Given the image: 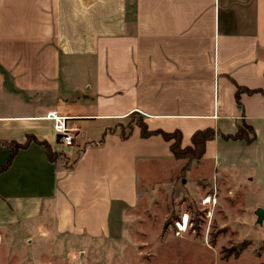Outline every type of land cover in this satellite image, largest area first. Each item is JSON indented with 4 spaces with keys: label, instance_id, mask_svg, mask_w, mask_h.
I'll return each instance as SVG.
<instances>
[{
    "label": "crops",
    "instance_id": "1",
    "mask_svg": "<svg viewBox=\"0 0 264 264\" xmlns=\"http://www.w3.org/2000/svg\"><path fill=\"white\" fill-rule=\"evenodd\" d=\"M263 70L264 0H0V141L25 144L0 172V237L19 224L80 247L133 235L123 226L149 196L148 173L182 159L159 134L113 128L132 112L178 129L183 146L214 129L199 160L264 189ZM52 111L78 129L73 145ZM240 121L251 143L221 137ZM9 154L0 144V167Z\"/></svg>",
    "mask_w": 264,
    "mask_h": 264
},
{
    "label": "rangeland",
    "instance_id": "2",
    "mask_svg": "<svg viewBox=\"0 0 264 264\" xmlns=\"http://www.w3.org/2000/svg\"><path fill=\"white\" fill-rule=\"evenodd\" d=\"M141 118L133 114L113 128L128 132ZM52 157L67 160L63 150H52ZM187 163L166 162L148 173L149 196L130 209L135 219L123 226L134 236L80 247L72 236L25 237L34 227L19 224L8 235L1 231L0 264H261L264 220L258 224L254 212L264 210V189L243 183V171L221 172L210 160ZM184 213L188 224L178 234L175 222Z\"/></svg>",
    "mask_w": 264,
    "mask_h": 264
},
{
    "label": "trees",
    "instance_id": "3",
    "mask_svg": "<svg viewBox=\"0 0 264 264\" xmlns=\"http://www.w3.org/2000/svg\"><path fill=\"white\" fill-rule=\"evenodd\" d=\"M264 74V70H263ZM242 90L241 87H237L236 94H238ZM264 93V92H263ZM133 114H138L142 118L140 119L141 124L138 126L139 133L141 137H148L151 135H160L165 141L169 143V150L175 159L186 160L188 163L192 160H199L204 153L206 141L212 139L216 132L212 128H207L203 130H196L190 136V142L187 145L181 144V132L178 129L173 131H163V130H150L148 129L146 123L144 122L143 116L138 112H132L128 115L131 116ZM134 127H131L128 132H123L120 130V134L124 136L127 133H130ZM224 139H242L246 143H251L255 138V133L251 126L247 125L244 121H240L237 125V130L234 134L223 135L220 134ZM33 139L31 136H27V140ZM45 147V154L49 160H57L58 158L52 157V149L46 142H42ZM0 144L4 147H8L10 149L9 157L4 165L0 167V172L4 170L9 164L14 156V154L22 148L24 145L18 144L14 141H0ZM187 163V164H188ZM186 170V166H183L181 172Z\"/></svg>",
    "mask_w": 264,
    "mask_h": 264
},
{
    "label": "built area",
    "instance_id": "4",
    "mask_svg": "<svg viewBox=\"0 0 264 264\" xmlns=\"http://www.w3.org/2000/svg\"><path fill=\"white\" fill-rule=\"evenodd\" d=\"M45 117L53 122V129L57 135L58 141L63 146H71L74 144V140L78 136V129L71 124L70 118L65 115L57 114L56 112H48ZM209 197V196H208ZM207 198V197H205ZM204 199H202L203 201ZM186 213L182 214L180 220L175 222L177 226V233L182 232L180 230V226L178 225L180 222L184 223V217ZM186 223L188 224V217L186 219Z\"/></svg>",
    "mask_w": 264,
    "mask_h": 264
},
{
    "label": "water",
    "instance_id": "5",
    "mask_svg": "<svg viewBox=\"0 0 264 264\" xmlns=\"http://www.w3.org/2000/svg\"><path fill=\"white\" fill-rule=\"evenodd\" d=\"M255 215H256V222L258 224H261L264 219V210L260 207L255 209Z\"/></svg>",
    "mask_w": 264,
    "mask_h": 264
},
{
    "label": "bare ground",
    "instance_id": "6",
    "mask_svg": "<svg viewBox=\"0 0 264 264\" xmlns=\"http://www.w3.org/2000/svg\"><path fill=\"white\" fill-rule=\"evenodd\" d=\"M205 199H206V198H205ZM209 201H210V199H207V200H205L204 203H208ZM186 221H187V220H185L184 223L181 222V223L183 224V227L180 226V229H183V228L185 227V223H186Z\"/></svg>",
    "mask_w": 264,
    "mask_h": 264
}]
</instances>
